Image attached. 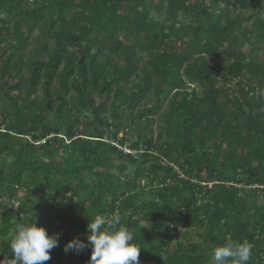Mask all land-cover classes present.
I'll list each match as a JSON object with an SVG mask.
<instances>
[{"label":"trees","instance_id":"16d2710c","mask_svg":"<svg viewBox=\"0 0 264 264\" xmlns=\"http://www.w3.org/2000/svg\"><path fill=\"white\" fill-rule=\"evenodd\" d=\"M113 213L139 264H264V0H0V261Z\"/></svg>","mask_w":264,"mask_h":264},{"label":"clouds","instance_id":"9594fccd","mask_svg":"<svg viewBox=\"0 0 264 264\" xmlns=\"http://www.w3.org/2000/svg\"><path fill=\"white\" fill-rule=\"evenodd\" d=\"M119 213L96 215L88 223L87 242L73 238L67 242L64 251H81L91 247L89 264H139L140 246L132 243L134 233L121 224ZM11 264H45L51 259V250L58 246V236L49 235L36 222L19 223L10 240ZM252 246L247 242H228L212 249L214 264H248ZM4 264V260L0 261Z\"/></svg>","mask_w":264,"mask_h":264},{"label":"water","instance_id":"95a60500","mask_svg":"<svg viewBox=\"0 0 264 264\" xmlns=\"http://www.w3.org/2000/svg\"><path fill=\"white\" fill-rule=\"evenodd\" d=\"M180 233L184 241L196 240V237L193 235V230L188 227L181 228Z\"/></svg>","mask_w":264,"mask_h":264},{"label":"rangeland","instance_id":"374dc122","mask_svg":"<svg viewBox=\"0 0 264 264\" xmlns=\"http://www.w3.org/2000/svg\"><path fill=\"white\" fill-rule=\"evenodd\" d=\"M123 134H124V133H123V132H121V133H120V136H123Z\"/></svg>","mask_w":264,"mask_h":264}]
</instances>
